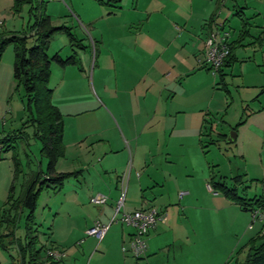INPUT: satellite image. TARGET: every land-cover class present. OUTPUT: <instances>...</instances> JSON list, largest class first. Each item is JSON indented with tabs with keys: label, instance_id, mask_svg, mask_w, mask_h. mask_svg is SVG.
<instances>
[{
	"label": "crops",
	"instance_id": "1",
	"mask_svg": "<svg viewBox=\"0 0 264 264\" xmlns=\"http://www.w3.org/2000/svg\"><path fill=\"white\" fill-rule=\"evenodd\" d=\"M82 1L84 11H71L80 28L92 34V51L81 45L86 48L83 61L89 64L92 85L99 91L91 109L71 111V104L66 106L64 155L56 172L74 175L58 190L48 189L60 193L67 188L65 204L92 205L95 213L80 214L79 222L61 230V237L54 234L51 244L64 252L60 264H83L87 255L89 264L98 256L104 264H243L245 260L235 253L243 240L248 238L246 246L260 233L261 225L248 237L249 212L216 194L204 176L199 191L187 180L182 182L183 138L201 150L204 132L225 137L217 128L207 130L201 114L182 134V77L201 73L209 80V72L196 61L216 21L228 26L232 58L222 68V79H215L225 82L229 67L250 60L248 52L261 53L262 58L264 0H121L119 8L111 11ZM242 22L248 31L243 37ZM187 62L190 69L182 71ZM86 78L85 73L67 81H82L85 86ZM51 101L62 114L64 107L54 101L53 93ZM91 111L99 115L72 119ZM4 124L3 119L0 151L13 148L7 145L14 138L4 134ZM69 162L68 169H63ZM96 195L105 196L106 203L93 204ZM121 199L125 212L154 209L166 213L149 230L146 251L139 260L126 251L133 230L119 221L109 226L101 240L85 233L96 221L108 224Z\"/></svg>",
	"mask_w": 264,
	"mask_h": 264
},
{
	"label": "rangeland",
	"instance_id": "2",
	"mask_svg": "<svg viewBox=\"0 0 264 264\" xmlns=\"http://www.w3.org/2000/svg\"><path fill=\"white\" fill-rule=\"evenodd\" d=\"M97 1L89 0L88 2L97 3ZM84 6L85 3L83 4L82 0L51 2L45 0L44 4L45 13L50 16L52 26H65L70 29V33L75 38L71 41L67 33H56L51 37L47 50L49 57L58 54L61 59H66L74 55L78 62L73 67H66V71L54 62L50 65L47 86L53 90L54 101L64 107L61 110L62 114L67 112L66 106L70 104L71 111L78 109L83 111V107H92L94 98L97 99L96 93L99 91L96 84L92 85V77L89 68L87 69L89 64L84 63L86 48L87 52L92 51L89 45V37L92 34H87L80 28L71 11L78 14L77 9L84 11ZM12 8L13 0H0V33H26L27 26L33 22V18L28 13L29 7L22 6L18 13H14ZM105 10L111 11L110 8ZM225 28L227 30L228 26L226 25ZM91 32L92 29L89 33ZM81 44L86 48H83ZM30 45L29 41L28 46ZM247 54L250 55L249 61L243 64L235 63L227 69L225 82L220 81L219 78L215 79L216 77L210 73L208 74L210 81L201 73L192 77H182V134L189 130L190 122L201 114L200 117L202 116L207 130L214 127L217 128L218 133L222 132L221 134L225 135L221 137L214 133L210 134L208 131L204 132L201 150L192 148L191 140L183 138L182 143L186 146L182 149V182L187 180L196 191L200 190L199 182L205 177L208 185L211 186L210 179L213 177V182L222 179L228 187L235 186L237 193L248 199L264 195V56L261 58V53L248 52ZM190 62L192 64L191 60ZM12 64L13 47L7 45L0 58V119H4L5 122L4 134L13 137L14 140L7 142V145L13 146L12 149L4 147L0 151V216L3 209L10 215L15 214L12 204L20 197L24 179L29 173L44 171L46 167V159L40 153V142L34 135V127L29 122L35 117V110L33 105L27 108L28 97L23 87H17L13 81ZM188 69L190 68L187 62L182 66V71ZM65 72L68 73L64 74ZM85 73L87 77L85 86L82 81L72 82L76 80H74L76 75L81 76ZM67 79L72 81L69 82ZM68 83H73L74 86L70 87ZM97 112L82 113L72 119L82 120L89 118L88 116H97L99 115ZM64 115L67 114H63V121L65 119L67 121L68 117ZM233 134L235 140L230 143L229 137ZM193 144H195L194 140ZM14 158L19 162L21 170L15 180L13 179ZM179 162L180 160L177 161ZM68 164L70 165V162L66 163L63 169L67 170ZM234 177L240 178L237 185L233 180ZM11 186L13 187L12 199L10 204H6ZM66 191L67 188H64L63 192L55 193L44 188L39 193L34 221L37 224L39 244L45 249H56L51 244L54 234V237H61V230L73 226L75 221L79 222L80 214L84 216L86 213H95V207L92 205H90L92 208H87L65 204L63 197ZM25 215V212H19L16 218L15 232L20 240L24 237ZM2 226L0 232L7 233L4 229L5 225ZM258 230L259 225L254 223L248 237L254 236ZM247 239L241 242V246L235 253L241 261L247 257L248 250L243 245ZM3 241L7 246L8 238H4ZM8 246L7 251L0 246V264H19L16 246L14 244ZM76 246L78 247L77 244ZM93 249L94 246L90 252ZM99 252L100 249L97 254ZM68 259L70 257L67 258V262ZM89 262L90 257L87 255L83 264H89ZM104 263L105 260L101 263L99 256L91 262V264Z\"/></svg>",
	"mask_w": 264,
	"mask_h": 264
},
{
	"label": "trees",
	"instance_id": "3",
	"mask_svg": "<svg viewBox=\"0 0 264 264\" xmlns=\"http://www.w3.org/2000/svg\"><path fill=\"white\" fill-rule=\"evenodd\" d=\"M121 0H98L97 3L108 8H119ZM45 2L38 0H13L12 11L18 13L22 6L29 7V16L33 18V22L27 26L26 33H0V58L4 48L7 45L13 47V64L12 77L17 87H23L28 97L27 108L33 105L35 117L29 120L34 127V135L40 142V153L46 159V167L44 171L28 176L24 179L21 186L20 197L12 204L14 215H10L3 209L0 216V228L3 224L7 233L0 232V246L3 250L9 249V244L15 245L19 264H56L46 255V249L39 244L37 224L34 221V211L37 205L39 193L44 189L58 190L62 183L73 173H58L56 165L58 160L64 155L63 145V115L52 104L53 90L49 89L47 84L50 78L51 62L56 63L61 68L77 65V59L74 55L61 59L58 54L49 57L47 50L51 37L60 32H65L71 41L74 36L70 33V29L65 26H52L51 18L45 13ZM241 37L245 36L247 31V23L242 22ZM31 45L28 46V42ZM232 58V45L230 44V53L225 60L223 67L230 65ZM201 68V67H200ZM222 68L217 76H223ZM203 69V68H202ZM206 70V69H205ZM13 179L15 180L20 173L19 162L14 158ZM239 177L233 180L237 185ZM210 180V188L214 192H219L225 198L235 203L244 212H251L255 206H264V195L248 199L240 196L236 187H228L222 179L214 181ZM13 187L10 188V196L6 204H10L12 199L11 193ZM25 212L24 237L19 239L16 237V218L18 213ZM8 238L7 246L3 239ZM247 257L243 264H264V235L260 233L252 237L247 245ZM11 259L13 257L11 256ZM14 264V263H13Z\"/></svg>",
	"mask_w": 264,
	"mask_h": 264
},
{
	"label": "built area",
	"instance_id": "4",
	"mask_svg": "<svg viewBox=\"0 0 264 264\" xmlns=\"http://www.w3.org/2000/svg\"><path fill=\"white\" fill-rule=\"evenodd\" d=\"M38 1L45 2V0ZM51 1L54 0H46V2ZM229 38V32L226 30L224 22L216 21L213 29L209 31L204 41L202 54L197 59L198 66L206 69L212 76H217V73L222 68L230 53ZM2 122L3 119H0V124ZM181 195H183V193L179 194V196ZM91 201L95 205H104L106 203V197L96 195ZM165 217L166 213L164 211H157L154 209L125 212L123 210V199H121L116 204L113 216L108 224L104 225L96 221L85 233L87 236H92L97 240H101L109 229V226L113 222L119 221L121 224L133 230L126 251H128L134 259L139 260L145 254L146 236L149 230L154 228L159 222H162ZM250 217L249 229L252 228L254 223H257L261 225L260 234L264 235V206L253 207L250 212ZM46 255L56 264H60L64 257V252L57 249H46Z\"/></svg>",
	"mask_w": 264,
	"mask_h": 264
},
{
	"label": "water",
	"instance_id": "5",
	"mask_svg": "<svg viewBox=\"0 0 264 264\" xmlns=\"http://www.w3.org/2000/svg\"><path fill=\"white\" fill-rule=\"evenodd\" d=\"M234 140H235V135L233 134V135H231L230 137H229V142L231 143V142H234Z\"/></svg>",
	"mask_w": 264,
	"mask_h": 264
}]
</instances>
